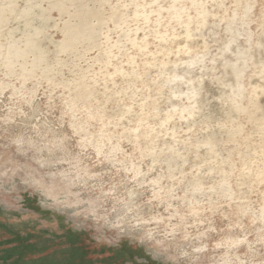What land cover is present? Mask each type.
<instances>
[{
  "label": "rangeland",
  "instance_id": "obj_1",
  "mask_svg": "<svg viewBox=\"0 0 264 264\" xmlns=\"http://www.w3.org/2000/svg\"><path fill=\"white\" fill-rule=\"evenodd\" d=\"M0 48V264H264V0H0Z\"/></svg>",
  "mask_w": 264,
  "mask_h": 264
},
{
  "label": "bare ground",
  "instance_id": "obj_2",
  "mask_svg": "<svg viewBox=\"0 0 264 264\" xmlns=\"http://www.w3.org/2000/svg\"><path fill=\"white\" fill-rule=\"evenodd\" d=\"M195 6H198V4H195ZM136 7V6H135ZM137 7H138V5H137ZM137 7H136V9H137ZM201 7V6H200ZM139 8V7H138ZM141 9V8H140ZM171 9L174 11L173 13H174V16H175V18L177 19V20H181V19H183V15H184V12H185V10L183 9V8H180L176 3L171 7ZM138 10V9H137ZM142 10V9H141ZM145 11V10H144ZM199 12V11H198ZM135 13V12H134ZM136 14H140L139 12H137ZM134 15V14H133ZM118 16V12H115L114 14H113V18H115V17H117ZM146 16V15H145ZM199 18H200V21H201V23H204L205 22V20H206V18L208 17V13L206 12V11H204V10H202V11H200L199 12ZM188 18V17H187ZM144 21H146V20H144ZM122 23V22H121ZM188 25H189V23H187ZM2 48H0V50H1ZM3 52V51H2ZM7 53V52H6Z\"/></svg>",
  "mask_w": 264,
  "mask_h": 264
},
{
  "label": "flooded vegetation",
  "instance_id": "obj_3",
  "mask_svg": "<svg viewBox=\"0 0 264 264\" xmlns=\"http://www.w3.org/2000/svg\"><path fill=\"white\" fill-rule=\"evenodd\" d=\"M68 244L70 243V242H72L73 240L71 239V237H72V235L70 234V233H68ZM71 236V237H70ZM74 236V235H73ZM18 263V262H17Z\"/></svg>",
  "mask_w": 264,
  "mask_h": 264
},
{
  "label": "trees",
  "instance_id": "obj_4",
  "mask_svg": "<svg viewBox=\"0 0 264 264\" xmlns=\"http://www.w3.org/2000/svg\"><path fill=\"white\" fill-rule=\"evenodd\" d=\"M71 234V233H70ZM17 263V261H15V263L14 264H16Z\"/></svg>",
  "mask_w": 264,
  "mask_h": 264
}]
</instances>
